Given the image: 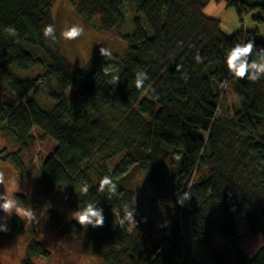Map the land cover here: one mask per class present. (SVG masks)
<instances>
[{"label": "trees", "instance_id": "trees-1", "mask_svg": "<svg viewBox=\"0 0 264 264\" xmlns=\"http://www.w3.org/2000/svg\"><path fill=\"white\" fill-rule=\"evenodd\" d=\"M54 1L0 0V124L23 148L33 142L34 128L56 143L40 165L38 180L49 192L63 187L67 205L76 212L87 203L103 210L104 225H88L91 252L103 264H202L191 237L209 247L213 264H264V73L253 82L247 77L254 70L241 79L226 65L228 52L249 40L254 50L248 62L257 60L264 55V38L256 29L222 33L219 20L203 12L213 0H127L135 14L130 34H120L125 53L110 51L105 57L98 46L86 65L76 67L58 51L57 41L43 35L44 27L53 25ZM68 1L81 18L98 19L100 30L123 20L124 0ZM223 1L240 14L256 11L252 19L264 23V0ZM8 26L15 27V37L5 32ZM108 60L117 64L112 71L104 69ZM35 66L57 83L58 92H49L51 108L34 98L24 102L37 80L16 71ZM138 71L148 75L144 89L135 86ZM228 89L236 99L230 109L222 105ZM112 106L116 117H106ZM115 155L123 158L108 173L104 162ZM93 165L97 180L91 183L81 174ZM136 166L149 175L163 225L145 228L139 214L138 224L128 226L125 206L130 210L135 200L126 175ZM201 169L208 174L195 182ZM105 176L116 184L114 193L98 191ZM85 184L86 194L81 191ZM13 196L19 206L28 205L23 194ZM45 220L53 228L61 223L51 210ZM0 224L8 228L0 231V240L26 231L16 214ZM210 229L235 252L233 263L210 246ZM66 231L74 237L82 233L74 220ZM29 234L20 264L50 255L34 229ZM256 236L262 246L253 257L244 256L237 243Z\"/></svg>", "mask_w": 264, "mask_h": 264}, {"label": "rangeland", "instance_id": "rangeland-1", "mask_svg": "<svg viewBox=\"0 0 264 264\" xmlns=\"http://www.w3.org/2000/svg\"><path fill=\"white\" fill-rule=\"evenodd\" d=\"M123 20L114 28L103 31L98 28V19L85 20L81 18L76 8H74L68 0H55L51 6L50 18L56 29L58 51L68 61L76 67H83L93 53V48L102 47L108 49L112 53L120 56L126 51V43L120 37V34H130L131 21L134 18V7L127 0L122 4ZM203 12L211 17L216 18L220 22V31L225 35H233L239 29L251 30L256 29L258 35L264 38V23H260L252 19L257 14L256 11L240 14L236 8L229 5L223 0H213L203 7ZM80 25L84 28V33L76 40H66L61 35L62 32L72 26ZM40 56V55H39ZM44 62H46L44 60ZM113 60L104 63V69L112 71L116 67ZM22 77H30L36 79V88L27 94L24 102L34 98L39 105L44 108H51L53 102L50 99L49 92H58L57 83L50 76H47L45 69L40 66L31 67L25 72L16 71ZM222 105L224 108L230 109L235 103V96L228 89L224 94ZM115 107H109L105 110L106 117H116L114 114ZM221 110L217 112L219 114ZM30 135L33 142L29 143L26 148L17 145L12 137L6 134L0 124V173L4 174L5 183L0 184V195L6 193L10 198L16 194H23L27 199V206H19L20 208H32L37 218L36 222L29 221L27 218H21L25 224L26 231L22 235H8L0 240V264H20L25 256L26 244L31 240L29 234L30 229H34L37 234V240L48 250V257H34L33 264H103L100 258L91 252L87 236L89 226L84 228L79 223L82 233L78 236H71L66 231L67 225L74 218L75 210L67 205L66 191L62 187L56 191L49 192L45 190L38 180L39 168L43 161L50 156L56 148V143L49 137H46L39 129L34 128ZM205 139L206 134L200 133ZM15 157L17 162L14 163L12 158ZM123 155H115L107 159L104 165L108 173L115 170L116 165L122 160ZM101 163V161H99ZM99 163V165H100ZM97 166H84L81 178L94 183L96 177ZM206 169H201L200 174L195 176L194 181L200 180V177L207 176ZM85 182V181H84ZM127 187L132 191L135 203L131 206L133 211V219L135 224L128 221V226L134 228L138 224L139 214L146 221L145 228L148 225H163V217L160 214V207L157 199L153 195L152 185H150L149 175L141 171L137 166L132 168L126 175ZM3 201H1L2 203ZM140 207V208H139ZM141 209V211H140ZM47 210L54 211L60 220V225L53 228L45 220ZM216 210L211 211L212 217H215ZM0 219L6 223L10 215L1 210ZM15 214V213H12ZM244 225L239 226V234H245ZM209 244L211 247L226 255L229 263L235 261V252L229 249L223 238L215 231H208ZM188 237V236H187ZM154 239H160L158 235ZM189 243L194 246L197 258L202 264H213L214 259L211 257L209 247L200 241L188 237ZM263 239L260 236L246 237L241 239L237 245L238 249L244 256L253 257L257 250L262 246Z\"/></svg>", "mask_w": 264, "mask_h": 264}, {"label": "clouds", "instance_id": "clouds-1", "mask_svg": "<svg viewBox=\"0 0 264 264\" xmlns=\"http://www.w3.org/2000/svg\"><path fill=\"white\" fill-rule=\"evenodd\" d=\"M5 32L9 36L15 37L17 35V31L15 27L8 26L5 28ZM56 29L53 25L49 24L46 25L43 29V35L46 39H51L53 42L56 41L57 37L55 35ZM84 33V28L80 25H72L66 28L62 32V36L66 40H76ZM254 50V42L249 40L246 44H239L237 43L235 47H233L227 54L226 58V65L227 68L230 70L231 73L234 74L237 78H245L246 72L249 70H254V73L247 77V79L255 82L257 81L260 76V73H264V55H259L257 60H253L251 63L248 62V57L253 55ZM264 52V49L261 50ZM101 55L105 57H110V51L105 48L100 49ZM197 61L199 62L200 57H196ZM137 78L135 80V86L137 89H144V82L148 80L147 73L143 71H138L136 73ZM5 183V177L3 173H0V184ZM116 184L113 182L111 177L105 176L100 181L98 191L104 192L107 188L108 191L115 192L116 191ZM83 193L88 192V185L85 184L81 190ZM188 194L185 193L184 200L187 198ZM0 210H3L6 214L11 215L12 213L17 214L22 219L27 218L29 221L36 222L37 218L35 216V211L32 208H20L17 199L13 197H9L6 193L0 195ZM102 209L96 207L94 203H87L86 206L76 213H74V218L76 221L87 228L88 225H92L93 227H102L105 222V217L102 215ZM125 216L126 219L135 224L133 219V211L129 210L128 205L125 206ZM6 224H0V231H7Z\"/></svg>", "mask_w": 264, "mask_h": 264}]
</instances>
